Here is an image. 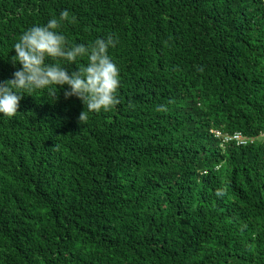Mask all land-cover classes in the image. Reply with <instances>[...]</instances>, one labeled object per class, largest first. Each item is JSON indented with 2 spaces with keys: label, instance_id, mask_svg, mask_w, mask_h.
Listing matches in <instances>:
<instances>
[{
  "label": "trees",
  "instance_id": "1",
  "mask_svg": "<svg viewBox=\"0 0 264 264\" xmlns=\"http://www.w3.org/2000/svg\"><path fill=\"white\" fill-rule=\"evenodd\" d=\"M63 10L69 44L118 39L120 103L0 114V264H264V0H0V82Z\"/></svg>",
  "mask_w": 264,
  "mask_h": 264
},
{
  "label": "clouds",
  "instance_id": "2",
  "mask_svg": "<svg viewBox=\"0 0 264 264\" xmlns=\"http://www.w3.org/2000/svg\"><path fill=\"white\" fill-rule=\"evenodd\" d=\"M65 21L75 24L76 17L70 15L68 10H63L58 18L53 17L44 25L28 28L14 44L12 63L19 62L21 68L13 73L12 79L0 82V114L14 117L23 93L30 95L53 85L56 88L67 85L64 97L79 98L87 112H107L120 103L117 95L120 69L108 52L110 47L119 43L118 39L109 35L87 45L69 44L67 37L59 31ZM84 57L87 58V64L72 71L62 63L47 62L51 59L75 64L79 58ZM52 94L56 97L57 93L53 91ZM84 109L78 117L80 123L88 120ZM223 194L221 190L216 193L218 196Z\"/></svg>",
  "mask_w": 264,
  "mask_h": 264
},
{
  "label": "built area",
  "instance_id": "3",
  "mask_svg": "<svg viewBox=\"0 0 264 264\" xmlns=\"http://www.w3.org/2000/svg\"><path fill=\"white\" fill-rule=\"evenodd\" d=\"M236 138L239 139L240 138V135L239 134H236Z\"/></svg>",
  "mask_w": 264,
  "mask_h": 264
}]
</instances>
